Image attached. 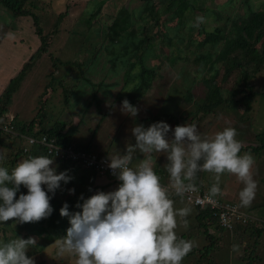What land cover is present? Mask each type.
<instances>
[{"label":"trees","instance_id":"obj_1","mask_svg":"<svg viewBox=\"0 0 264 264\" xmlns=\"http://www.w3.org/2000/svg\"><path fill=\"white\" fill-rule=\"evenodd\" d=\"M42 1L45 2L44 0H0V5L6 8L12 17H32L35 32L40 38V45L37 51L23 64L21 70L10 79L0 94V146H4L7 149V152L3 154L5 158L0 161V165L10 169L15 166L17 161L30 155H46L53 157L57 172L67 170V174L72 177L67 184L61 182V187L56 190L50 199L49 202L53 208L50 216L39 221L22 224L14 223V218H10L0 224V242H7L17 237L25 239L33 237L35 239V246L30 247L26 251V255L30 257L42 253L48 245L55 243L59 238L66 235V230L70 227L69 219L67 216H61L59 209L64 202H67L70 213L79 211L80 209L76 207V204L78 201L82 203L79 200L81 194L85 198L92 195V191L96 188L94 181L100 174L95 166L88 167L84 166L80 161L71 160L66 153L64 154V150L58 156L49 153L47 147L41 141L43 139L48 142L53 140L61 148H71L76 153H85L96 159L108 158L92 150V140L84 145L74 142V132L70 129L64 131L66 123L63 120L49 121L47 123L49 119L48 113L42 108L31 119L23 121L19 119V116L25 106H23L24 108L20 113L13 111L15 106L12 105V102L15 93L20 89L27 74L31 72L36 62L35 60L45 55L47 56L50 46L48 39L55 34L59 35V26L68 15L67 10L60 12L56 15L50 30L44 31L41 23L42 21L45 22V18L37 12L38 9H42L41 5H44ZM106 1L99 0L93 11L86 10L84 16L80 18L84 19L83 25L77 30L84 32L85 30H90L94 22L99 21L98 15H100ZM140 1L142 7L137 13L130 12L125 6L119 9L116 16H113L112 23L107 27V30H101L103 34L99 43L93 45L91 39L87 41L86 35L83 38V42H81L80 50L86 53L87 57L82 62H79V65H84L86 60L98 58L102 52L107 56L106 59L113 58L115 61L120 58L124 60L137 58L138 62L131 63L129 69L131 71L133 67H136V63H139L140 68H137L139 81L135 83L134 88L130 91V100L125 95H121L119 99L136 102L139 97L148 91L147 89L151 88L156 76V68L151 67L148 63L154 56V48L160 45L157 36L158 38L163 37L161 45L166 52L164 61L168 62L170 67H175L179 61H193L196 64L194 74L190 69L188 71L182 69L183 72L181 73H183V77L184 74H191L201 78L206 87L205 96L196 101L194 100L196 108L194 111L197 114L215 113L216 109L221 105H229L234 101H239L233 97L228 99L224 95V90L221 87L223 82H228L229 85H232V88L227 93L232 91L234 95L238 91H244L249 87L252 90L250 96L252 97L253 94H256L253 91L250 80L264 69V4L260 8H254L249 0H244L241 4L248 6L247 11L242 14L231 15L224 14L225 10L206 6L205 0L201 2L199 0ZM235 1L228 0L226 4L235 3ZM224 6L226 8V5ZM211 25L212 27H210ZM194 32H197L198 37L202 36V38L200 40L198 37L194 38L192 36ZM187 36L189 37L188 40ZM109 44H116L117 46H108ZM192 46H194L193 49L191 48ZM117 49H120V51ZM49 58L53 59L54 57L50 54ZM115 61H113L114 64H116ZM182 67L184 68L185 65ZM235 72L237 73L236 79L231 81V77ZM129 77L132 80L137 78V76L132 75V72H130ZM194 77L191 80L187 75L184 77V81L190 82L192 85V82L196 80V77ZM75 79L76 76L72 75L70 81ZM100 81L97 84L90 82L94 92H97L100 86L105 88L103 80ZM70 87L71 85H69ZM73 92L74 89L72 88L70 95ZM44 93L43 98L49 92L45 90ZM49 97L45 98L46 101H48ZM93 99L98 106L101 105V99L96 93H93ZM65 101L68 102V99H65ZM244 105V107L248 108L250 100ZM81 113L83 114V112ZM5 138H11L12 141L5 142ZM30 139H33L34 142H31ZM243 151L251 155L252 160L253 154L257 155V162H254V165H256L255 172L258 171L260 175L264 174V130L256 134V141L243 144L239 154H242ZM196 179L198 181H194L195 186L202 187L199 174ZM262 180L264 181L263 176ZM42 187L44 186L42 185ZM70 188L75 191L69 193L68 189ZM26 191L27 189L21 186L20 192ZM18 195L19 193H17ZM215 197H217V194ZM217 198L221 203L229 202V200L220 196ZM260 205H264V201ZM195 207L197 208L195 232H203L208 243L200 248L196 246L192 248L184 258H188L190 254H193L194 259H188L186 262L181 261V264H220L213 258V251L220 246L221 239L226 231L238 236L253 231L260 238L264 230L262 226V224L264 225V218L262 217V227L257 223H261V219L246 223H234L228 227L220 223L222 208ZM216 233H219V235H216ZM250 235H254V233ZM42 263L38 262V264Z\"/></svg>","mask_w":264,"mask_h":264},{"label":"clouds","instance_id":"obj_2","mask_svg":"<svg viewBox=\"0 0 264 264\" xmlns=\"http://www.w3.org/2000/svg\"><path fill=\"white\" fill-rule=\"evenodd\" d=\"M121 107L130 116L137 115L138 109L126 99ZM130 131L135 143L127 145L123 154L108 157L107 166L119 182L117 187L87 198L81 194L82 203L76 204L79 211L70 213L67 202L59 209L61 216L68 217L70 227L56 241V257H73L75 264H181L193 243L178 239L175 229L177 217H186L189 209L174 210L170 193L183 196L193 191L200 172L215 175L211 196L221 191V174H234L244 184L238 194L240 205L251 204L256 188L250 174L253 160L248 154H239L242 145L235 139V128L225 127L209 137L202 136L195 124L173 128L161 120L147 127L135 124ZM137 153L143 159L133 165ZM152 153L166 155L167 186L151 166ZM4 158L0 153V161ZM56 167L53 157L46 155H30L10 169L0 165V224L10 218L22 224L51 215L50 199L61 182L67 184L72 179L67 170L57 172ZM21 186L27 191L20 192ZM183 223L186 226L187 220ZM35 243L33 237L0 242V264H35L26 255Z\"/></svg>","mask_w":264,"mask_h":264},{"label":"rangeland","instance_id":"obj_3","mask_svg":"<svg viewBox=\"0 0 264 264\" xmlns=\"http://www.w3.org/2000/svg\"><path fill=\"white\" fill-rule=\"evenodd\" d=\"M44 1L45 2L42 1L44 4L41 5L42 9L37 10V12L42 14L43 18H45V22H47L45 23L42 21L41 23L44 27V31H48V29L50 30L57 14L67 10L68 15L62 20L59 26V35L55 34L48 39L50 46L47 56L45 55L35 60L36 62L31 72L27 74L20 86V89L13 97L12 105L15 106L13 111L19 112L24 108L23 106H25L23 111L20 113L19 119H21V121L29 120L39 109L41 110V108L48 113L49 119L47 120V123H49V121L62 120V117L66 113L72 114L76 113L78 110L83 113L86 111L89 114L90 111L97 109L95 107L97 104L93 99V93H96L98 96L103 93L106 98L107 94L105 93H116L119 91L117 86L118 84L114 83L112 87H109L107 83L110 82V80L118 81L117 78L120 82L123 80L124 82H127L125 85L123 83L122 91L123 93L129 94L135 86L134 80L129 77L130 72H132V75L137 76L135 79L136 82L139 81V72L137 71V68H140L139 63H136L135 68L133 67L134 70L131 69L130 71L129 69L131 63L138 62L136 57L125 60L120 58L115 61L113 58L106 59L107 56L102 52L98 58L86 60L84 65H79V62H82L87 57V54L81 52L80 48L85 35L87 41H89V39L92 40L93 45L99 43L103 34L101 30H107V27L112 23L113 16H116L122 6L128 8L130 12L137 13V11H139L142 7L141 1L107 0L102 7L100 15H98L99 21L94 22V25L90 27V30H85V32L77 30L83 25L84 19L80 18L81 16H84L86 10L93 11L99 0ZM201 1L203 0H199V2ZM205 1L206 6L217 8L219 10H225L224 14H242L248 9V6L241 4L244 0H236L235 3L233 2L231 4H226L228 0ZM249 2L254 8H260L264 4V0H249ZM232 4L234 5L232 6ZM224 5H226V8ZM210 27H212V25ZM13 30L17 31L12 32ZM20 30H23V32ZM7 31L11 33L10 36L6 39V41H2L0 43V72L2 74L13 71L12 77H14L19 70H21L24 64L23 63L18 70L14 71V68L12 67L14 61L18 59L20 55L22 56L23 54L29 53L30 47H32L33 49L30 53V58L39 48L40 42L39 36L35 32L32 17L26 16L14 18L6 8L0 5V40L4 37V34ZM21 35L26 40L27 45L30 44L28 48L25 47L26 45L21 43ZM192 36L194 38L198 37V33L194 32ZM12 38L14 43L11 42ZM188 38L189 37L187 36V40ZM201 38L202 36L198 37L199 40ZM157 40L160 45L159 47L157 46L156 49L160 52L162 61L159 63L160 65L157 69L161 76L155 79V87L161 91V94H164L167 91L166 102L159 106V110L156 112L149 113V116L154 115L161 117L170 115L174 116L175 120L179 119V121L182 118L181 116H188L189 121H192L194 118L196 119V116H198L199 119L202 120L200 123L202 136L210 137L216 132L223 130L225 127H232L236 129L235 139L238 140L241 145L247 144V142L253 143L256 141V134H259L264 130V69L250 80L253 91L256 93L253 94L252 97L250 96V92L252 90H250L249 87H247L244 91L240 90L237 92L238 94L235 93L233 95L232 91L227 93V91L232 88V85H229L228 82H221L224 95L228 97V99L233 97L235 100L239 101H234L229 105H221L216 109L217 111H215V114L213 113L209 116H205V118L211 117L210 119H205L201 116V113L197 114L196 111H194L196 109L194 105L195 101L205 96L207 91L205 85L201 81V78H197L195 75L196 80L195 82L193 81L194 83L192 82L191 85L190 82L187 83L184 81V77L188 75L192 80L194 76L191 74H184L183 77V73H181L183 72L182 69H184V71L185 69L186 71L190 69V71L194 74L196 64L193 63V61H179L175 67H170L168 62L163 60L166 58V52L161 45L163 37L158 38L157 36ZM108 46L117 45L109 44ZM191 48L193 49L194 46ZM117 50L120 51V49ZM50 54L53 55V59L49 58ZM113 61H115L116 64H114ZM184 65L185 67L183 68L182 66ZM72 75L76 76L74 81H70ZM236 76L237 73L235 72V74L231 77V81H234ZM5 78L6 77H4V79ZM100 80L105 81L104 87L106 89L98 88L97 92H94L90 82L97 84ZM69 85H71L70 88ZM72 88L74 89V92L70 95V90ZM45 90L49 92L47 94L48 97L52 93L48 101H46L45 97L43 98ZM127 96L128 95H126V97ZM65 99H68V102H66ZM127 99L130 100V96H128ZM144 100L145 99H142L141 102H144ZM249 100L250 106L248 108L244 107V104H246ZM89 105H91V107L88 108ZM29 113L33 114L30 115ZM137 114H139V112H137ZM98 118L99 117L95 115L89 120L85 119L83 123L86 124V121L88 120L92 124H96L98 122ZM84 124H81L80 128L85 126ZM93 126L94 129L97 128V125ZM4 141L11 142L12 139L5 138ZM6 152L7 149L4 146H0V153L5 154ZM244 152L245 151H243L242 154H246ZM113 153L114 152L111 151V154ZM253 155V163L250 168V174L256 183V188L251 204L248 206L240 205L238 194L244 187V184L239 181L234 174L230 173H223L220 175L219 187L221 191L217 194V197L220 196L223 199L229 200L231 203L238 206V208L242 211L248 210L254 217L261 219V217L264 218V205H260V203L264 201V181L262 180V176L264 177V174L260 175L258 171L255 172L256 165L254 164L257 162V155ZM198 174L200 177H203L201 180V185H203L201 187L202 191L210 193V187L216 183L215 175L209 172H200ZM164 179L165 182L169 181V177L167 176ZM105 186H107V182L99 183L98 189L94 192L102 191ZM170 198L173 200L174 210L182 208L189 209V213L186 217H177V227L175 229L177 238L190 240L193 243L192 248L195 246L200 248L208 243L203 232H195L197 225L195 218L197 208L189 203L183 196L171 194ZM185 219L187 220L186 226L183 223V220ZM257 223L261 226L263 220L261 223ZM262 226L264 227L263 224ZM252 233H254V235H250ZM216 235H219V233H216ZM56 247L57 245L55 242L48 245L42 253L32 256L35 264H38V262H43L42 264H75L73 257H56ZM213 252V258L220 264H264V230L262 231L260 238H258L257 233L253 231L241 236L235 234L233 235V233L226 231L221 239L220 246ZM192 255L193 254H190L188 258L186 257L182 261L186 262L188 259H194Z\"/></svg>","mask_w":264,"mask_h":264},{"label":"crops","instance_id":"obj_4","mask_svg":"<svg viewBox=\"0 0 264 264\" xmlns=\"http://www.w3.org/2000/svg\"><path fill=\"white\" fill-rule=\"evenodd\" d=\"M15 31L17 30H13L12 32ZM20 31L23 32V30ZM10 34L11 33L7 31L4 34V37L1 38L0 43L2 41H6V39L10 36ZM20 40H22L21 43L26 45L25 46L26 48L30 46V44L27 45L26 40L22 35L20 36ZM11 42H13V38L11 39ZM39 42H40V38H39ZM32 49L33 48L30 47L29 53L23 54L22 56L20 55L18 59L14 61V64L12 66L14 68V71L18 70L20 66L29 59ZM161 61H162V56L160 55V52L157 51L156 48H154V56L152 57V59L148 64L151 67L156 68L155 79L161 76L157 70L160 65L159 63H161ZM12 72L9 71L7 73H2V74L0 72V94L2 93L8 81L12 77L13 74ZM4 77L6 78L4 79ZM155 79L152 82L151 88L147 89L148 91L146 92V95L143 94L141 97L137 99L136 102H129L131 105L135 106L138 109L137 112H139V114H137L135 117H132L129 114L122 111L121 102L123 100L122 98L119 99V97L121 95L130 96L131 94L123 93L122 86L123 83L124 85L126 84V81L124 82L123 80L122 82H120V80L117 78L118 81L110 80V82H108L107 85L109 87H112L114 83H117L119 91H117L116 93L114 92L105 93L107 94V98L104 96L103 93L100 96H98L101 99V105L99 106L95 105L97 109L90 111L89 114L86 111L82 114L81 111L79 112V110L76 113H72V114L66 113L62 117V120L66 123V127L64 131L70 129L72 132H74L73 140L78 144H83V145L88 144L92 140L93 142L92 150L107 157H109L111 151L114 152L113 154H116L118 152L123 154L124 151L126 150L127 145L135 143V139L130 131L135 124H143L145 127H147L149 124L153 122L162 120L167 122L170 125V127L174 128L176 125L190 123L197 125L198 130L201 133L202 128H200L201 127L200 123L202 122V120H200L198 116H196V119L194 118L192 121L188 120L189 118L188 116H181L182 118L180 121L179 119L175 120L174 116H170V115L161 116V117L154 115L149 116V113L156 112L157 110H159V106H161L164 102H166L167 91L164 94H161V91L155 87V83H156ZM103 83H105V81H103ZM135 83L136 80H134V85ZM99 88H101V86ZM102 89H106V88H102ZM45 98L47 99L48 96H45ZM142 99H145L144 102H141ZM89 107H91V105H89L88 108ZM210 114L213 113H201V116L205 118V116H209ZM95 115L99 117L98 122L96 124H92L88 120ZM210 118L211 117H207L205 119H210ZM85 119H88L86 121V124L83 123ZM81 124H84L85 126L80 128ZM93 125H97V128L94 129ZM168 138L169 139L171 138V131L168 134ZM140 159H143L142 154L137 153L136 159L133 160V165L139 163ZM150 163L153 169L156 171V173L161 178H163L162 179L163 182H165L164 178L166 176L168 177V174L164 169V164L167 163L166 155L164 153H152L150 158ZM202 179L203 177L201 176V180ZM101 182H107V186H105L104 189L102 190L105 192L115 189L119 183L114 178L99 174V176L94 181V185L96 188L92 191V194L95 190L98 189V184Z\"/></svg>","mask_w":264,"mask_h":264},{"label":"built area","instance_id":"obj_5","mask_svg":"<svg viewBox=\"0 0 264 264\" xmlns=\"http://www.w3.org/2000/svg\"><path fill=\"white\" fill-rule=\"evenodd\" d=\"M31 142H34L33 139H30ZM47 147V151L51 154H55L56 156L60 155L62 150H64V154L66 153L71 160L80 161L84 166L92 167L95 166L96 169L102 175H108L116 179V177L112 174L111 169L107 166L108 158L96 159L85 153H76L71 148H61L59 145H56L53 140L48 142L46 139L41 141ZM160 177V176H159ZM117 180V179H116ZM161 184L167 186L168 182H163L161 177ZM174 194V193H170ZM183 197L194 206L201 207H219L222 208L223 211L221 213L220 223L223 226H231L232 224H236L239 222L246 223L248 221H252L257 219L248 211H242L238 206L234 203L226 202L221 203L219 199L215 196H211L210 193L202 191V188L199 186H195V189L190 192H186Z\"/></svg>","mask_w":264,"mask_h":264}]
</instances>
